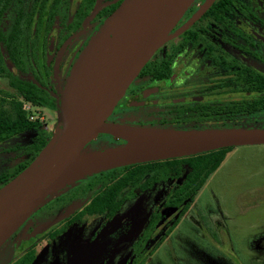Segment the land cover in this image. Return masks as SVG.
<instances>
[{"label":"flooded vegetation","instance_id":"1","mask_svg":"<svg viewBox=\"0 0 264 264\" xmlns=\"http://www.w3.org/2000/svg\"><path fill=\"white\" fill-rule=\"evenodd\" d=\"M122 1L51 4L47 17L31 21L29 49L12 57L2 53L9 75L1 76L8 85L10 76L32 83L53 99L54 107L60 105L58 98L74 62ZM29 6L34 5L26 10ZM12 23L4 13L2 29ZM171 34L125 89L106 121L172 130L264 129V0H195ZM4 56L14 72L5 67ZM32 132V144L37 133L32 129L0 142V156L8 157L14 150L24 157L10 169L0 158V186L30 158V143L3 147ZM99 137L122 144L108 135H99L95 142ZM164 163L100 172L52 196L0 247V264H144L175 231L201 189L196 193L191 189L196 179L187 178V165ZM166 184L174 188L173 194L159 201L158 211L153 210L135 233L142 219L137 217L139 198L155 188L161 194ZM215 230L210 238L220 237L217 222Z\"/></svg>","mask_w":264,"mask_h":264},{"label":"water","instance_id":"2","mask_svg":"<svg viewBox=\"0 0 264 264\" xmlns=\"http://www.w3.org/2000/svg\"><path fill=\"white\" fill-rule=\"evenodd\" d=\"M194 1L123 0L90 38L60 92L61 117L51 138L25 169L0 187V247L48 199L91 175L222 148L264 145V129L172 130L106 121L141 68L173 37L172 29ZM208 6L209 1L204 9ZM99 135L122 144L86 150Z\"/></svg>","mask_w":264,"mask_h":264},{"label":"rangeland","instance_id":"3","mask_svg":"<svg viewBox=\"0 0 264 264\" xmlns=\"http://www.w3.org/2000/svg\"><path fill=\"white\" fill-rule=\"evenodd\" d=\"M4 63L9 72H14L7 56H4ZM5 94L14 95V91L9 87L7 78L0 75V98ZM23 109L29 120H38L48 134H53L61 117L58 104L50 110L24 103ZM33 135L32 132L15 139L3 149L25 146L31 142ZM99 138L97 143L91 142L85 149L98 151L113 144L104 137ZM226 151L224 161L207 178L175 231L158 250H150V254L153 253L144 264H264V145L235 147ZM0 158L3 166L10 169L18 158L22 160L24 157L12 150L8 157ZM184 174L185 171L181 178ZM173 191L174 188L166 184L161 194L155 188L139 198L141 209L137 217L142 219L134 227L135 233L141 231L150 213ZM216 222L220 237L210 238V233L216 231Z\"/></svg>","mask_w":264,"mask_h":264},{"label":"trees","instance_id":"4","mask_svg":"<svg viewBox=\"0 0 264 264\" xmlns=\"http://www.w3.org/2000/svg\"><path fill=\"white\" fill-rule=\"evenodd\" d=\"M58 2L59 0H0V75L4 72L6 75H9L4 69L2 53L10 57L16 54V52L24 54L29 49V29L32 26L31 21L35 17H47L48 11L52 10L51 4L56 5ZM29 4L34 6H29V9L26 10V6ZM4 13L13 21L11 25L5 26V30L1 27V17ZM9 78L11 80L9 86L13 89L14 95L5 94V97L0 98V142L3 140L7 141L14 135L29 131L30 129L37 133L35 139L32 140V144L30 143L27 146L30 152L28 163L15 169L10 179L0 187L8 183L25 169L52 136V133L48 134L40 129L43 127L38 120L30 121L28 119L27 113L23 109V104L27 103L33 107L51 110L55 108L53 99L43 89L32 83L13 79L11 76ZM226 150L219 149L215 153L210 151L167 161L176 163L180 160L182 165L185 164L189 167L187 178L196 179L195 184L191 188L196 193L203 186L208 176L217 170L224 161Z\"/></svg>","mask_w":264,"mask_h":264}]
</instances>
